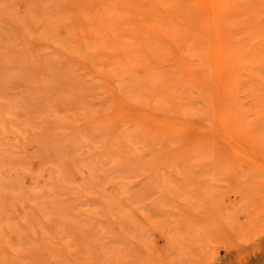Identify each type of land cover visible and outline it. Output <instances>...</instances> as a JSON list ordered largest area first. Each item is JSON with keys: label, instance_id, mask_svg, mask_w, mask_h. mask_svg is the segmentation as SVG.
<instances>
[{"label": "rangeland", "instance_id": "rangeland-1", "mask_svg": "<svg viewBox=\"0 0 264 264\" xmlns=\"http://www.w3.org/2000/svg\"><path fill=\"white\" fill-rule=\"evenodd\" d=\"M0 264H264V0H0Z\"/></svg>", "mask_w": 264, "mask_h": 264}, {"label": "bare ground", "instance_id": "bare-ground-1", "mask_svg": "<svg viewBox=\"0 0 264 264\" xmlns=\"http://www.w3.org/2000/svg\"><path fill=\"white\" fill-rule=\"evenodd\" d=\"M186 60V59H185ZM237 151V150H236ZM240 152V151H239ZM245 155V154H244ZM242 156H243V154H242Z\"/></svg>", "mask_w": 264, "mask_h": 264}]
</instances>
